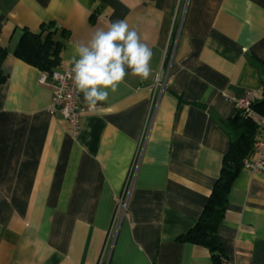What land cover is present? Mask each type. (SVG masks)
Instances as JSON below:
<instances>
[{
  "label": "crops",
  "instance_id": "0c3cea01",
  "mask_svg": "<svg viewBox=\"0 0 264 264\" xmlns=\"http://www.w3.org/2000/svg\"><path fill=\"white\" fill-rule=\"evenodd\" d=\"M120 19L152 49L153 74L127 75L73 132L13 51L24 29L53 24L63 70ZM0 45V264H212L178 237L219 175L231 99L260 96L264 0H0ZM218 234L230 264H264V172L234 177Z\"/></svg>",
  "mask_w": 264,
  "mask_h": 264
},
{
  "label": "trees",
  "instance_id": "16d2710c",
  "mask_svg": "<svg viewBox=\"0 0 264 264\" xmlns=\"http://www.w3.org/2000/svg\"><path fill=\"white\" fill-rule=\"evenodd\" d=\"M61 33L64 31L61 30ZM54 34L53 24H42L36 33L24 29L13 54L42 72L49 73L59 64L61 42L54 38ZM6 54V49L0 45V83L6 77L2 71V62ZM260 65L264 72V62ZM251 108L258 115L264 116V81H262L260 96L251 103ZM220 126L229 135V147L222 157L219 175L212 185L197 221L180 235L178 240L205 247L210 254L212 264H230L219 237L218 228L224 217L230 184L241 170L242 158L252 154L259 124L248 113L237 110L231 118L220 120Z\"/></svg>",
  "mask_w": 264,
  "mask_h": 264
},
{
  "label": "clouds",
  "instance_id": "9594fccd",
  "mask_svg": "<svg viewBox=\"0 0 264 264\" xmlns=\"http://www.w3.org/2000/svg\"><path fill=\"white\" fill-rule=\"evenodd\" d=\"M153 55L124 19L111 21L97 29L87 43L77 45L71 72L87 109L95 111L106 103L129 74L148 80L153 74Z\"/></svg>",
  "mask_w": 264,
  "mask_h": 264
},
{
  "label": "built area",
  "instance_id": "2783aa9c",
  "mask_svg": "<svg viewBox=\"0 0 264 264\" xmlns=\"http://www.w3.org/2000/svg\"><path fill=\"white\" fill-rule=\"evenodd\" d=\"M172 40H175L173 37ZM175 43V42H174ZM174 44L171 43L170 56H166L163 74L157 75L156 81L161 87L165 84L168 74V64L171 60ZM72 64L63 70L53 69L49 73L42 72L40 80L46 81L52 88L51 109L57 111L70 125L73 132L77 131L79 117L89 111L86 104H82L79 98L80 91L76 88L71 72ZM255 96L251 91L231 99L236 110L244 111L253 117L259 124V132L254 139L252 154L241 160V169L249 173L264 172V116L258 115L251 108ZM122 200H118L117 209L124 212Z\"/></svg>",
  "mask_w": 264,
  "mask_h": 264
}]
</instances>
